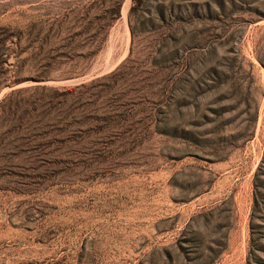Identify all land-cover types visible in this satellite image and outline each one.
Wrapping results in <instances>:
<instances>
[{"label": "rangeland", "instance_id": "rangeland-1", "mask_svg": "<svg viewBox=\"0 0 264 264\" xmlns=\"http://www.w3.org/2000/svg\"><path fill=\"white\" fill-rule=\"evenodd\" d=\"M114 1L0 0V264H264V0Z\"/></svg>", "mask_w": 264, "mask_h": 264}, {"label": "trees", "instance_id": "trees-1", "mask_svg": "<svg viewBox=\"0 0 264 264\" xmlns=\"http://www.w3.org/2000/svg\"><path fill=\"white\" fill-rule=\"evenodd\" d=\"M108 0H101L99 5V10L90 14L87 12V16H83L84 20H88L89 25L83 28L82 32L88 34L89 38L95 40H102L104 38V34L110 23L113 21L114 18L120 15V2H108ZM142 0H132V5L130 7L129 16L134 14L135 9L138 5H140ZM163 17V16H162ZM131 21V20H130ZM95 23L92 28V23ZM130 29L132 34L134 33L135 28L131 25L130 22ZM39 88H46L44 85H33L23 88L13 89L8 95L11 96L15 93H23L29 90H38ZM48 88H57V87H48Z\"/></svg>", "mask_w": 264, "mask_h": 264}]
</instances>
